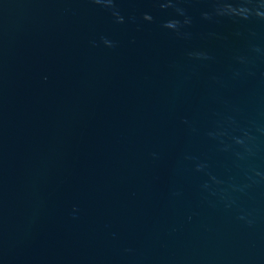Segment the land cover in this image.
<instances>
[{
	"label": "water",
	"instance_id": "water-1",
	"mask_svg": "<svg viewBox=\"0 0 264 264\" xmlns=\"http://www.w3.org/2000/svg\"><path fill=\"white\" fill-rule=\"evenodd\" d=\"M0 264H264V0H0Z\"/></svg>",
	"mask_w": 264,
	"mask_h": 264
}]
</instances>
